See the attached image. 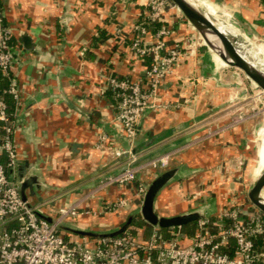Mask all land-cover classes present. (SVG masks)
Wrapping results in <instances>:
<instances>
[{
  "label": "crops",
  "instance_id": "crops-1",
  "mask_svg": "<svg viewBox=\"0 0 264 264\" xmlns=\"http://www.w3.org/2000/svg\"><path fill=\"white\" fill-rule=\"evenodd\" d=\"M193 1L223 31L243 38L247 43L242 46L251 48L254 61L261 64L260 51L250 40L264 47V0ZM147 3L1 0L15 47L11 74L20 92L14 108L17 163L12 174L18 181L17 166L26 164V174L35 175L39 185H32L33 193L26 188L27 200L48 219L60 206L79 204L99 212L119 198L128 201L114 212L63 222L61 228L71 238L91 239L123 230L141 206L137 184L148 186L164 171L145 163L165 153L170 154L165 170L179 171L155 197L159 215L202 207L204 216L215 219L225 207L249 201L241 195L239 166L244 160L247 164L263 120L256 110L257 88L242 71L219 61L181 12L169 7L157 20L160 27L171 29L164 37L165 48L190 38L196 43L195 55L180 60L161 81L156 100L164 107L148 108L141 117L133 144L136 161L141 159L134 164L136 180L124 185L105 182L127 161V156L110 153L126 148L127 140L116 119L115 101L105 91L106 79L109 75L141 78L148 63L134 54L130 43L138 35L137 24L147 30L143 44L156 41L155 29L147 26ZM99 29L104 36L96 40ZM102 134L107 137L104 149L98 147ZM263 144L264 139L257 156L264 153ZM131 227L142 237L150 231L145 221Z\"/></svg>",
  "mask_w": 264,
  "mask_h": 264
},
{
  "label": "built area",
  "instance_id": "built-area-1",
  "mask_svg": "<svg viewBox=\"0 0 264 264\" xmlns=\"http://www.w3.org/2000/svg\"><path fill=\"white\" fill-rule=\"evenodd\" d=\"M147 5L150 22L160 19L168 7L178 10L170 0H148ZM134 29L138 35L131 40L130 48L138 57L148 56L150 61L139 79L115 75L106 79L105 91L115 101L116 119L127 140L126 148L110 151L116 157L127 155L123 169L106 179L110 184L124 185L136 180L133 144L141 117L148 108L164 107L156 100L161 81L174 72L180 60L196 52V43L190 38L165 48L164 37L170 33L169 26L154 31L156 41L152 45L142 43L141 37L147 31L143 25L137 24ZM11 39L12 30L0 2V72L8 80L7 87H0V122L5 131L0 153L6 158L5 162L0 161V264H264V214L257 211L248 198L246 205L233 203L222 209L215 219L208 216L198 219L192 235L172 230L167 238L158 226L146 221L150 228L146 237H142L137 228L127 227L91 239L71 238L61 228L70 218L114 212L127 205L124 198L104 204L99 212L74 204L57 208L52 219L43 216L36 205L22 197L18 181L12 174L17 163L12 141L14 108L20 92L11 74L15 51ZM200 42L204 44L203 40ZM255 42L252 40V44ZM257 47L264 69V47L260 44ZM254 87L257 88L255 84ZM262 93L257 90L258 101ZM6 95L12 98V109ZM106 142V135H100L98 147L104 149ZM169 160L170 154L165 153L150 159L144 166L161 171L168 167ZM146 188L144 184H137L136 195L141 204Z\"/></svg>",
  "mask_w": 264,
  "mask_h": 264
},
{
  "label": "water",
  "instance_id": "water-1",
  "mask_svg": "<svg viewBox=\"0 0 264 264\" xmlns=\"http://www.w3.org/2000/svg\"><path fill=\"white\" fill-rule=\"evenodd\" d=\"M173 2L181 14L197 31L200 40L217 55L226 65L239 69L244 75L264 92V69L261 64L256 63L253 58L244 52L243 44L247 42L236 37L229 32L222 31L212 16L193 0H170ZM255 46V45H254ZM136 153V150L133 149ZM127 155L121 156L125 158ZM141 159L134 162L136 164ZM28 165L17 166V177L19 190L23 198H26V188L33 193L32 185L37 184L35 175H27ZM178 168H170L157 174L148 184L143 196L142 204L137 212L141 218L151 225L159 228L180 227L187 223L197 221L204 216V208L198 207L193 210L176 214L173 216L159 215L154 208V201L159 190L169 181L177 177ZM264 188V167L257 175L252 185L247 190L250 202L264 214V199L261 191Z\"/></svg>",
  "mask_w": 264,
  "mask_h": 264
},
{
  "label": "rangeland",
  "instance_id": "rangeland-1",
  "mask_svg": "<svg viewBox=\"0 0 264 264\" xmlns=\"http://www.w3.org/2000/svg\"><path fill=\"white\" fill-rule=\"evenodd\" d=\"M202 7V6H200ZM204 8V7H203ZM213 19V17H212ZM214 20V19H213ZM215 21V20H214ZM195 30V29H194ZM196 31V30H195ZM197 32V31H196ZM252 41V40H250ZM255 46L257 47L258 46V42H255ZM259 88L257 87V90ZM261 90V89H259ZM256 110H260L261 114H262V125H264V93H262V97H261V101H257V104H256ZM259 126V127H260ZM258 127V129H259ZM256 139H255V148H253L249 154V157H248V161H247V164H246V160H244L243 164L241 166H239L240 170H242L243 172V176H242V185H241V195H244V197H247V190L248 188L252 185V183L254 182V180L256 179L257 177V173H259V170L261 168V166H263V161H264V157H263V154H262V158H261V161L259 162V164L257 163V150H258V146L262 140V133H261V129H259L257 135H256ZM259 136H260V141H259ZM263 147H264V144H263ZM263 152V151H262ZM256 164H258L259 166L256 167ZM245 167V168H244ZM245 169V170H244ZM246 172H244V171ZM256 173V174H255ZM261 195L264 197V188L262 189L261 191ZM254 207V206H253ZM257 211H260L258 210L256 207H254ZM137 217H140V214L137 213L136 215ZM142 219V218H141ZM143 220V219H142Z\"/></svg>",
  "mask_w": 264,
  "mask_h": 264
},
{
  "label": "trees",
  "instance_id": "trees-1",
  "mask_svg": "<svg viewBox=\"0 0 264 264\" xmlns=\"http://www.w3.org/2000/svg\"><path fill=\"white\" fill-rule=\"evenodd\" d=\"M0 2H1V0H0ZM147 26H149V27H151V28H153L155 30L160 27L157 21L149 22ZM103 36H104V31L99 29V34L96 37V40H99ZM145 58H146L147 63H149V61H150L149 57L147 56ZM7 86H8V80L0 72V87L4 88V87H7ZM5 98H6V101H7L8 105H9V108L12 109L13 101H12L11 96L10 95H6ZM4 132H5L4 131V124L2 122H0V143H1V137L4 135ZM0 161H2V162L6 161L4 153H0ZM143 221L144 220H142L140 217L132 216L130 221L125 225V228L131 227L133 225H139V223L143 222ZM132 228L135 229L134 227H132ZM172 230L173 231H178V232H181V233H185L187 235H192V234H194V232L196 230V221L187 223V224H185L183 226H180V227L160 228V231H161L163 237H166V238L170 237V232Z\"/></svg>",
  "mask_w": 264,
  "mask_h": 264
},
{
  "label": "bare ground",
  "instance_id": "bare-ground-1",
  "mask_svg": "<svg viewBox=\"0 0 264 264\" xmlns=\"http://www.w3.org/2000/svg\"><path fill=\"white\" fill-rule=\"evenodd\" d=\"M205 5H209V3L208 2H205L204 3ZM224 20H226V19H224ZM226 25V27L227 28H231L232 26H230L229 24H225ZM220 28V27H219ZM221 29V28H220ZM222 30V29H221ZM223 31V30H222ZM226 32V31H225ZM244 46H246V45H244ZM244 46H243V50H244V52L245 53H247V54H249L252 58H253V60H254V51L251 49V48H244ZM260 51V50H259ZM261 53V52H260ZM216 58L219 60V61H221V62H223L217 55H216ZM224 63V62H223ZM263 126V125H262ZM262 126H260V128L259 129H261V133H262V139H264V130H263V127ZM259 129H258V131H259ZM259 141H260V136H259ZM262 141V140H261ZM263 157H264V153H263ZM261 158H262V156L260 157V156H257V162H260L261 161ZM263 167H264V161H263V166H261V168H260V170H259V172L263 169ZM256 174V173H255ZM259 173H257V175H258Z\"/></svg>",
  "mask_w": 264,
  "mask_h": 264
}]
</instances>
